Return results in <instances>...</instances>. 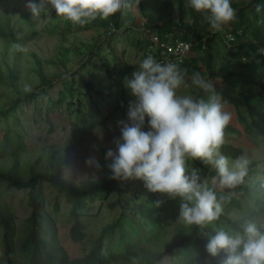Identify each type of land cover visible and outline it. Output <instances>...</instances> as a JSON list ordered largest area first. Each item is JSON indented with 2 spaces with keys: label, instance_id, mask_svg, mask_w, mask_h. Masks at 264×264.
I'll list each match as a JSON object with an SVG mask.
<instances>
[{
  "label": "trees",
  "instance_id": "1",
  "mask_svg": "<svg viewBox=\"0 0 264 264\" xmlns=\"http://www.w3.org/2000/svg\"><path fill=\"white\" fill-rule=\"evenodd\" d=\"M3 1L6 0H0V2ZM187 1L177 0V15L171 10L167 15L157 17V19L145 12L143 4H140L139 8L146 18V26L151 30L157 31L159 34L174 32L182 40L198 43L195 50H200V53L197 52L198 54L185 65L188 73L186 78L189 77V87L199 90L197 98L207 99L210 93H205L192 85V72H200L211 83L217 81L218 84L213 85L214 90L219 95L224 107L232 108L235 111L237 124L244 128L243 133L252 136V138L259 139L260 137L264 143V52L260 51L264 49V0H231V6L236 10V19L219 32H213L204 15L189 7ZM21 6L23 7V4ZM258 7L259 11H257ZM125 10L116 13L107 20L98 18L83 26L63 20L56 15L54 10L47 28L38 31L30 25L31 14L29 11L22 17L25 27H17L12 13L0 8V41L4 43L6 49L20 53L13 49V44L32 41L42 33L48 32L52 36L60 35L66 39L70 33L97 28L105 36L103 41L111 50L112 59H102L100 52H97L100 46L97 43L89 44L87 46L88 59L84 61L83 69L90 62L89 54H95L111 85H120L123 84L126 77H131V74L136 70L135 66L125 60L124 55L121 57L116 53L111 43L116 33L125 29ZM136 21L135 18H132V22ZM139 25H141L140 22L137 26ZM137 26H130L129 29L136 30ZM18 35L21 37L20 39H17ZM230 36H233L234 41L229 42ZM204 41L205 44H202ZM135 43L142 45V42L136 38L133 39V44ZM202 46H205L206 49L203 50ZM215 48L218 49L217 54L213 53ZM6 55L7 53L5 57ZM198 55L202 56V64H200ZM34 56L36 68L32 70L31 74L33 73L39 80V84L35 86L34 90L16 88L19 75L16 68L6 64V75L0 72V81L6 79L7 84L13 89L11 102L3 109L0 108V121L8 119L9 115L15 113L21 104L42 99L48 95V88L53 86L54 82L45 74L42 62L36 55ZM59 61H61L62 66L66 67L67 60L64 62L61 58L52 60V64L59 63ZM95 72L96 70L89 71L88 69L83 74L75 72L68 76L61 75L63 89L60 92L58 103L62 105L68 101V106H72L77 102L81 103L83 97H91L95 90ZM51 105L53 106L52 102ZM224 133L235 138H240L242 135V132L231 124H228ZM13 134L16 135V132ZM228 141H230L229 138L221 146V154L227 158L239 159L244 154L243 148ZM17 144L18 149L23 147L21 138ZM66 146L65 153L58 157L54 152H50L46 157H38L29 165L27 173L22 170L18 153H15L9 168L0 169V230L2 231L3 245L0 264H113V262H117L116 264H158L166 256L180 250H186V248L188 249L187 254H193L195 259L203 264H223L226 257L223 251L216 257H210L206 251L209 238L214 235L213 230H216L217 226L220 228L224 223L223 225H226L225 229L229 231V234L238 232L243 234L246 224L255 223L258 229L264 233V159L262 162L251 163L247 167V174L243 181L231 187V189L240 191L241 197H237L226 192L215 191L212 182L213 178L217 176V171L199 159L186 158L185 174L191 175L192 170L197 169L199 181H204L203 185L206 184L207 188L216 194L217 200L221 203L222 213L219 219L203 226L189 224L188 227L186 226V229L190 227L189 230L182 231L177 240L168 244L165 249L147 255V258L145 254L135 250V244H129L130 246L124 253L105 254L106 240L115 238L117 229L126 219H131L136 224L139 230H135V233L140 240L143 234L148 233L145 230L142 232L141 229L150 226H155L157 229H159L158 226L163 228L161 218L158 216L159 213L157 220L153 222L149 217L145 219V222L140 219L139 214L136 213L138 209L136 204L141 198L142 192H138V195L133 198L136 206L133 207L132 212L133 214L136 213L140 224L134 221V217L130 215L126 217L123 213L118 221L103 228L99 239L86 256L72 258L61 239L55 225V219L51 216L50 219L45 218L43 212L45 203L36 196L37 189L43 183L51 186L57 193L55 213H59L61 210L60 197L63 196L66 202L71 205L69 210L70 239L74 243L83 242L87 237V226L82 218L87 214L89 215V212L84 213L86 210L92 211L97 208L93 204L95 200L108 201L114 193H117L120 197L118 201L123 208L126 205H131V202L123 198L120 181L105 178L78 184L67 178L63 168L71 165L76 156H74L71 144ZM44 161H46V165L42 166ZM103 165L107 166V162H103ZM136 180L143 184V189L146 190L145 196L149 197L152 204L157 206L156 201L161 200V193L149 191L145 187L144 181ZM123 182L126 183L128 189H131V185L128 184L129 180ZM216 183L220 185L218 179ZM2 186L29 192L31 215L27 220L26 232L23 237L17 235V217L12 207L4 201ZM175 199L181 203V198L176 197ZM194 203L195 201L189 202L190 206ZM115 206L116 203H112L110 208ZM157 208L159 212L162 211L161 205ZM176 209L177 212L180 211V206ZM239 213L241 215L232 218ZM43 220L46 221L44 231H42ZM143 255L145 257H142ZM140 258L142 259L140 260Z\"/></svg>",
  "mask_w": 264,
  "mask_h": 264
},
{
  "label": "rangeland",
  "instance_id": "2",
  "mask_svg": "<svg viewBox=\"0 0 264 264\" xmlns=\"http://www.w3.org/2000/svg\"><path fill=\"white\" fill-rule=\"evenodd\" d=\"M129 2L132 4V7L126 9L124 13L125 29L117 32L111 43L119 56L122 57L124 55L125 60L137 68L139 66L142 45L133 44V39L136 38L141 41V25L137 26V24L139 22L142 24L146 19L144 13L140 12L139 5L143 4L145 12L157 19V17L167 15L171 10L177 15V0H129ZM21 4H23V7ZM25 4L26 0H6L0 2V8L12 13L17 27H25V23L22 20V17L28 12ZM187 5L191 7L189 0L187 1ZM53 13L54 9L49 7V10L42 13L41 17L36 21H33L30 15V25L38 31L44 30L47 28ZM132 18H135V21H137L132 22ZM130 26H137L140 29L136 28V30H132L129 29ZM104 37L97 28L70 33L66 39H63L60 35L52 36L46 32L32 41L21 43L27 51L20 53L6 49L4 43L0 41V72L6 75V64L7 66L16 68L19 72L16 88L31 91L39 84L37 77L33 73L31 74L32 70L36 68V58L34 55L42 62L43 70L47 77L54 82L53 86L48 88V95L42 99H36L31 103L21 104L15 113L9 115L8 119L0 121V169L9 168L15 153H18L22 170L27 173L29 165L38 157H46L50 152H54L58 157L65 153L66 145L71 144L76 159L71 165L63 168L67 178L72 179L78 184L89 180L111 179L112 173L106 165H103V162H107V165L111 163L110 160L105 159L109 149H112L114 152L117 151L114 141L121 136V125L118 122L127 120L129 101L133 97H131L129 90L125 87V80L123 84L111 85L104 71H102L100 61L95 54H89L91 57L89 59L90 62L83 69L85 65L84 61L88 59L87 54L89 51L87 46L89 44L97 43L100 46L97 52H100L102 59H112L111 50L107 43L104 44ZM217 50L215 48L213 53L217 54ZM123 52L125 53L123 54ZM197 52L200 53V50ZM195 54L193 53V55ZM198 56L201 62L202 56ZM59 58L63 59L64 62L67 60L65 63L66 67L60 64L61 61L52 64V60L55 61ZM88 69L89 71L96 70L94 75L95 90L92 96L89 98L83 97L81 98V103L77 102L72 106H68V101L62 105L59 104L58 99L63 89L61 75L68 76L75 72L83 74ZM185 80L186 86H182L178 90V95H192L197 98L199 90L189 87V77L185 78ZM212 84L217 85L218 82L214 81ZM11 98H13V89L7 84L6 79H4V81H0V108L6 107L11 102ZM77 110L80 111L78 112ZM224 110L231 113L232 118L229 124L242 132L240 138H235L232 135L224 133V142L229 138L230 141L228 142L243 148L244 154L239 159H246L248 161L247 167L255 161L262 162L264 159L263 139L260 137L259 139L252 138V136L244 134V128L237 124L235 111L228 107H224ZM144 130H148L147 120ZM13 132H16V135ZM7 134L9 135L7 136ZM19 137L23 145L21 149H18L17 144V142H20ZM88 157H95L99 161L100 167L87 166L85 159ZM228 160L230 170H234L233 166L238 159L228 158ZM45 165L46 161L43 162L42 166ZM206 165L216 171L213 165ZM199 183L203 185L204 181H199ZM119 184L122 189L123 198L130 200L131 205H126L123 208L118 201L120 197L117 193H114L108 201L101 202L95 200L93 204L97 208L84 212L86 214L89 212V215L87 214V216L82 218L87 226V237L83 242L79 243H74L70 239L71 222L69 221V210L71 205L62 196L59 198L61 210L59 213H55L54 207L57 201L55 190L46 183H43L37 189V198L45 203L43 211L45 218L50 219L51 216L55 219V225L58 228L61 239L72 258L86 256L99 239L103 228L108 224L118 221L123 213L126 217L129 215L134 217V221L137 224L140 223L136 213L139 214L143 222H145L147 217L151 219V222L157 220L159 213L158 216L161 218L163 228L158 226L159 229H157V227L148 224L150 227L141 229L142 232L145 230L148 233L143 234L140 240L135 233V230H139L136 224L131 219H126L117 229L115 238L106 240L104 246L105 254L124 253L127 247L130 246L129 244H135V250L145 254L147 258V255L163 250L168 244L177 240L181 236L182 231L189 230L190 227L186 229L189 224L180 219V211L177 212L176 209V207L180 206V202L175 198L161 193L160 201L163 203L161 204L162 211L159 212L157 206L153 205L149 197L145 196L146 190L143 189L142 183H139L136 179L129 180L128 184L131 185V189H128L125 185L126 183H122V180ZM212 184L215 187V191L226 192L231 196L241 197L240 191L223 188L217 183L214 184L212 182ZM1 188L4 201L12 207L17 217V235L23 237L26 232L27 220L31 215L29 192L8 189L6 186H2ZM138 192H142L141 198L136 204L138 209L133 214L132 209L136 206L133 198L138 195ZM112 203H116V206L110 208ZM239 215L241 213L234 217L232 216V218L234 219ZM45 223L46 221L43 220L42 231L45 230ZM223 224L220 228L217 226L216 230L223 229L229 233L225 229L226 225ZM216 230H213L214 235ZM186 251L188 253L187 248L186 250L174 252L166 256L158 264H203L201 261L195 259L193 254L189 255ZM2 254V231L0 230V259ZM145 255L142 257H145ZM116 263L113 262V264Z\"/></svg>",
  "mask_w": 264,
  "mask_h": 264
},
{
  "label": "clouds",
  "instance_id": "3",
  "mask_svg": "<svg viewBox=\"0 0 264 264\" xmlns=\"http://www.w3.org/2000/svg\"><path fill=\"white\" fill-rule=\"evenodd\" d=\"M189 3L204 15L213 32L223 31L236 19L231 0H189ZM25 7L33 21L51 7L63 20L83 26L98 18L107 20L132 4L129 0H26ZM20 38L18 35L17 39ZM12 47L18 52L27 51L19 43ZM187 75V70L178 63L158 62L150 54L139 63L131 77L125 78V87L133 99L129 101L127 120L118 122L121 136L114 141L117 151L109 149L105 159L111 161L107 165L111 179L142 180L151 192L181 198L180 219L203 226L219 219L222 206L216 194L199 183L197 169L191 175L185 174L186 158L213 165L217 171L213 183L218 179L221 187L228 188L243 181L248 161L238 159L234 170H230L229 160L220 149L231 113L224 110L213 84L200 72H192L191 83L210 93L207 99L178 95V90L186 86ZM85 164L100 167L95 157L86 158ZM193 200L195 203L190 206ZM162 203L156 201L157 206ZM206 251L210 257L223 251L226 254L223 264H264V233L255 223L246 224L243 234H229L220 229L209 238Z\"/></svg>",
  "mask_w": 264,
  "mask_h": 264
},
{
  "label": "built area",
  "instance_id": "4",
  "mask_svg": "<svg viewBox=\"0 0 264 264\" xmlns=\"http://www.w3.org/2000/svg\"><path fill=\"white\" fill-rule=\"evenodd\" d=\"M141 31L140 39L143 47L140 51L139 63L150 54L158 62H175L182 69L187 70L185 65L197 54L195 49L198 47V43L182 40L174 32L159 34L146 26V20L141 24ZM228 40L229 42L234 41L233 36H230ZM202 44H205V41ZM202 48L203 50L206 49L205 46ZM193 53L196 54L193 55Z\"/></svg>",
  "mask_w": 264,
  "mask_h": 264
}]
</instances>
